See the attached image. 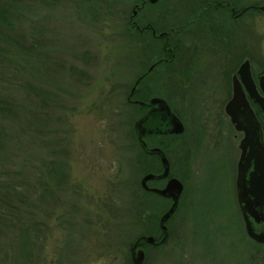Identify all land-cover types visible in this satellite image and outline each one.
Instances as JSON below:
<instances>
[{
	"label": "rangeland",
	"instance_id": "1",
	"mask_svg": "<svg viewBox=\"0 0 264 264\" xmlns=\"http://www.w3.org/2000/svg\"><path fill=\"white\" fill-rule=\"evenodd\" d=\"M139 1L17 2L11 36L13 50L26 62L20 75L53 95L42 104L32 93H19L23 109L41 115L48 109L52 121L40 130L39 141L25 135L18 154L32 181L52 152L65 161L68 177L56 201L43 205L35 220L42 234L30 262L21 258L12 231L0 237V264H130L132 243L152 233L163 202L141 190V170L151 164L139 157L132 134L141 113L126 103L152 63L151 36L128 24ZM136 18L152 24V7ZM150 83L143 81L140 90L148 92ZM173 150V175L187 181L186 190L168 242L148 248L145 264H261L264 250L247 238L233 200L229 159L217 147L199 145L187 174L181 149ZM42 177L46 181L45 171Z\"/></svg>",
	"mask_w": 264,
	"mask_h": 264
},
{
	"label": "flooded vegetation",
	"instance_id": "2",
	"mask_svg": "<svg viewBox=\"0 0 264 264\" xmlns=\"http://www.w3.org/2000/svg\"><path fill=\"white\" fill-rule=\"evenodd\" d=\"M146 7H152V24L142 25L136 17ZM263 8L264 0H154L152 4L149 0H140L133 5L128 24L136 33L151 36L152 63L137 77L144 76L133 94L131 89L127 93L126 103L138 109L141 113L138 118L148 112L152 113V133L145 135L144 140L147 143L146 137L152 139L151 144L147 143L148 147L152 150L159 149L169 168L165 178L152 179L147 182V186L152 190L163 189L170 179L175 178L183 185V192L174 214L164 222L163 231L160 219L173 202L154 192L143 190L141 186V179L145 174L151 173L155 177L163 174L162 156L157 153L145 155L138 147L152 161L151 171L144 173L140 179L141 190L143 194L151 195L152 199L163 202V206L157 219L152 220V233L149 231L140 235L132 243L129 251L130 264L135 244L134 252L138 249L144 251L145 264L148 248L157 250L168 242L171 223L182 203L187 182L173 175L174 147L181 149L179 160L183 173L187 174L191 171L194 150L199 145L210 144L217 147L220 154L229 159L231 193L239 210L236 178L241 155L239 145L244 134L235 129L226 113V105L233 96L234 84L238 82L249 108L260 124L264 143ZM244 64H247L246 82L242 80L240 73ZM151 67L152 70L148 72ZM146 79L152 85L148 92H143L140 88ZM139 94L143 97L142 100L139 99ZM156 98L163 100L171 114L180 122L181 133L172 132L173 120L167 115L166 109H161L155 103L150 104L149 101ZM155 205L152 200V209ZM142 236H151L152 244L144 240L137 242ZM247 238L264 250V243L259 244L248 236ZM263 256L264 253L261 252V258ZM261 264H264L263 259Z\"/></svg>",
	"mask_w": 264,
	"mask_h": 264
},
{
	"label": "trees",
	"instance_id": "3",
	"mask_svg": "<svg viewBox=\"0 0 264 264\" xmlns=\"http://www.w3.org/2000/svg\"><path fill=\"white\" fill-rule=\"evenodd\" d=\"M18 1L0 0V237L14 231L21 258L30 262L29 259L39 249V236L42 234L41 224L35 220L43 212V205L50 207L56 201V193L60 192L68 173L65 161L56 158L55 152H50L53 159L42 161L32 181L28 177L25 157L18 154L23 148L25 135L39 141L40 130L44 131L45 125H51L52 121L48 109L42 113L43 116L36 109H23L19 93H32L34 99H39L42 104L46 98L53 101L49 99L52 94L48 96L20 75L26 62L21 52L13 50L15 39L11 36ZM139 157L150 160L141 151ZM144 163L143 160L141 166ZM43 168L46 181L42 177L44 171L40 172ZM151 169L152 166L143 167L141 173Z\"/></svg>",
	"mask_w": 264,
	"mask_h": 264
},
{
	"label": "water",
	"instance_id": "4",
	"mask_svg": "<svg viewBox=\"0 0 264 264\" xmlns=\"http://www.w3.org/2000/svg\"><path fill=\"white\" fill-rule=\"evenodd\" d=\"M152 4L154 0H149ZM264 9V8H263ZM247 64L241 67L240 73L242 80L246 82L247 72L245 68ZM152 67L148 69V72ZM144 76L135 80L131 94L135 91L137 85ZM150 104H158L161 109H166L167 115L172 117L174 129L173 133H181L182 126L180 122L171 114L167 104L161 99H151ZM143 104V103H141ZM164 107V108H163ZM226 113L235 125L238 132L244 134L240 142L239 148L241 155L237 165L236 190L237 200L244 223L246 235L259 244L264 243V143L262 140L260 124L255 118L254 113L248 106V102L244 93L237 82L234 84L233 96L226 105ZM152 113L148 112L133 122L132 130L136 138V142L140 150L145 155H152L157 153L162 156L159 149L149 148L144 140V136L152 133ZM164 164V172L160 176H153L151 173L145 174L141 179V186L143 190L154 192L162 198L171 199L173 204L168 211L161 217L160 225L165 231L164 222L168 220L175 212L179 198L183 192V185L175 178L170 179L163 189H150L147 182L152 179L165 178L168 175V162L162 156ZM144 240L148 244H152L153 238L151 236H142L137 242ZM136 244L132 247V264H143L145 260V253L142 249L134 252Z\"/></svg>",
	"mask_w": 264,
	"mask_h": 264
}]
</instances>
